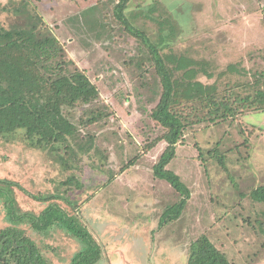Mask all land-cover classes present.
I'll list each match as a JSON object with an SVG mask.
<instances>
[{
  "label": "rangeland",
  "instance_id": "obj_1",
  "mask_svg": "<svg viewBox=\"0 0 264 264\" xmlns=\"http://www.w3.org/2000/svg\"><path fill=\"white\" fill-rule=\"evenodd\" d=\"M22 1L60 42L70 70L78 68L97 87L111 115L87 125L86 107H77L69 118L76 134L49 147H33L21 132L0 136V198L11 185L18 208L35 215L49 203L30 195L74 202L101 247L99 264H186L201 236L232 264H264V202L251 195L264 188V111L185 133L166 169L186 197L153 175L165 144L144 149L162 133L150 117L161 86L147 47L115 15L118 0L0 4ZM12 10L0 9V28L29 26ZM124 14L150 43L160 48L165 41L163 54L186 51L220 70L234 64L243 72L239 80L264 73V0H130ZM1 199L0 230L8 225ZM182 201L178 217L170 218L166 211ZM51 203L74 214L61 200ZM23 228L49 264H70L83 247L56 227L45 236Z\"/></svg>",
  "mask_w": 264,
  "mask_h": 264
},
{
  "label": "trees",
  "instance_id": "obj_2",
  "mask_svg": "<svg viewBox=\"0 0 264 264\" xmlns=\"http://www.w3.org/2000/svg\"><path fill=\"white\" fill-rule=\"evenodd\" d=\"M129 1L118 0L115 15L125 29L147 47L161 86L159 101L150 117L162 133L144 149L148 151L161 142L165 144L153 166V175L187 197L188 192L177 176L166 169L175 156L177 145L187 131H195L200 125H215L248 112L264 111V73L256 71L250 78L239 80L243 72L234 64L220 70L210 59H195L186 51L161 53L164 40L158 48L126 20L124 11ZM26 5L24 1L14 8L0 4L2 11L13 9L14 16L30 20L27 27L0 28V136L10 137L21 132L24 139L35 143L33 147H49L60 138L76 134L77 127L69 118L77 107H86L81 119L87 125L111 112L100 103L98 89L88 77L78 68L70 70L73 62L66 57L60 42L44 28L40 17L23 10ZM164 25L168 24L165 22ZM199 76L209 82H203ZM219 158L221 161L222 157ZM2 193L0 199L8 225L0 230V264H49L23 227H29L41 236L48 235L55 227L67 232L83 246L73 255L70 264L100 262L101 247L79 213H75L74 202L55 195H30L38 202L49 203L35 215L18 208L11 185ZM251 195L255 201L264 202V188L256 189ZM56 199L63 201L74 214L51 203ZM184 204L182 201L166 213L172 212L170 218H177L176 214ZM186 264L232 263L206 236H201L190 245Z\"/></svg>",
  "mask_w": 264,
  "mask_h": 264
},
{
  "label": "crops",
  "instance_id": "obj_3",
  "mask_svg": "<svg viewBox=\"0 0 264 264\" xmlns=\"http://www.w3.org/2000/svg\"><path fill=\"white\" fill-rule=\"evenodd\" d=\"M100 262H101V260H100ZM100 262H99V263H100ZM99 263H98V264H99Z\"/></svg>",
  "mask_w": 264,
  "mask_h": 264
}]
</instances>
